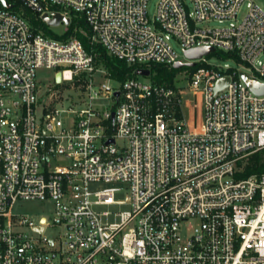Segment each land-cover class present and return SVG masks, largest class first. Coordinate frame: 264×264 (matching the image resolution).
<instances>
[{
    "label": "built area",
    "instance_id": "obj_1",
    "mask_svg": "<svg viewBox=\"0 0 264 264\" xmlns=\"http://www.w3.org/2000/svg\"><path fill=\"white\" fill-rule=\"evenodd\" d=\"M8 1L12 8L0 1V264H264V173L240 177L264 148V94L249 88L243 72L208 62L218 50L229 53L218 57L264 82V6L190 0L188 11L184 0H160L150 19L148 0H14L17 10ZM25 7L70 23L79 13L91 49L74 35L44 34ZM171 39L184 53L214 51L182 59ZM96 45L139 68L114 77ZM177 62L193 64L168 83L136 76ZM42 67L78 86L67 106L59 93L49 102L40 96ZM223 77L229 82L216 91ZM187 87L203 93L201 128H189ZM101 181L130 185L131 209L115 213L117 222L94 209L124 203L117 187L92 192ZM19 200L51 201V218L15 214ZM50 226L58 239L35 234Z\"/></svg>",
    "mask_w": 264,
    "mask_h": 264
},
{
    "label": "rangeland",
    "instance_id": "obj_2",
    "mask_svg": "<svg viewBox=\"0 0 264 264\" xmlns=\"http://www.w3.org/2000/svg\"><path fill=\"white\" fill-rule=\"evenodd\" d=\"M159 1L160 0H148L147 11L150 19L155 18L157 14V7ZM254 1L264 6V0H254ZM184 4L188 11H193L194 8L190 0H184ZM14 9L17 10V6H15ZM246 10H247V3H244L239 18L242 17V15L246 12ZM73 16L79 17L80 14L77 13L76 15ZM227 23L228 22L219 23L218 21H212L209 24L213 26H217V25H225ZM46 26L52 33L60 36L64 35L68 28V25L65 22H61L59 25H55V26H50L48 24ZM171 45L173 46L174 50L179 54V56L182 59H185L184 58L185 53L180 42L176 39H171ZM217 52L219 53L220 51L218 50ZM215 54L208 57L209 63L223 67L226 64H228V66L237 69L239 72L250 74V71L244 64L236 61L235 59L220 58ZM260 59H264V53L260 56ZM55 69L56 68L53 69V68L42 67L37 70L36 80H37V84L41 89L39 94L42 98H46L47 102H49L52 93H56V94L59 93L65 105L67 106L69 104L68 103L69 100L75 98V95L78 93L79 89L78 86L73 87L71 82L57 83L56 79H54ZM183 69L185 70L189 68L184 67L182 68V70ZM156 72L157 71L154 70L152 73L148 75L136 74V76L142 80L154 81ZM96 76H97L96 77L97 82L105 81L104 78L98 77L99 76L98 73L96 74ZM111 83L116 84L115 82H111ZM184 107H185L189 128H198V127L201 128L203 125V93L201 91H196L193 88L187 87V93L184 96ZM118 145L120 146L125 145V141L119 140ZM59 160H62V158H60ZM107 187L119 188V190L115 193V199L124 201V203H117L110 205L107 204L95 205L94 209L100 212H110L108 216L103 217V220L105 222H117L120 219V217L115 215V213L124 212L131 209V205L128 201L129 200L128 197L131 193L130 185L129 183L123 181H115V182L101 181V182H92L90 184V189L92 192H96ZM52 209H53L52 202L47 200L46 201L19 200L13 207V211L15 214L29 216L31 218H34L35 220H38V218L41 216H47L51 218L53 213ZM35 234L39 235L40 237L47 236V237H55L56 239H58L59 228L56 226H50L47 227L43 233L41 234L35 233Z\"/></svg>",
    "mask_w": 264,
    "mask_h": 264
},
{
    "label": "trees",
    "instance_id": "obj_3",
    "mask_svg": "<svg viewBox=\"0 0 264 264\" xmlns=\"http://www.w3.org/2000/svg\"><path fill=\"white\" fill-rule=\"evenodd\" d=\"M11 2H14L10 0ZM15 6H17V9H19L20 4L18 2H14ZM24 15L28 18V20L33 24V26L39 30H42L44 34L65 39L72 35L79 38L85 45V47L90 50L91 45L89 44V40L87 37L86 32L88 31V25L85 22V19L82 16L72 17V21L70 25L68 26V29L66 30V33L62 36L52 33L48 27L45 21H43L38 13L33 12L29 8H24ZM95 50L98 53V60L100 62H103L105 66L110 70L112 75L120 80H125L127 77L132 76L135 74V70L139 68V66L136 65H129L126 61L117 59L114 57H111L107 54V51L105 48L101 45H96ZM216 53V54H215ZM213 54L217 56H229V53L224 52H215ZM149 74L152 73L154 70H156L155 75V82L159 83H168L172 80L173 76L177 72V68L174 67H168L162 64H151L148 66ZM264 173V148L256 151L250 157L248 158L244 171L240 174V177H248L252 174H261Z\"/></svg>",
    "mask_w": 264,
    "mask_h": 264
},
{
    "label": "water",
    "instance_id": "obj_4",
    "mask_svg": "<svg viewBox=\"0 0 264 264\" xmlns=\"http://www.w3.org/2000/svg\"><path fill=\"white\" fill-rule=\"evenodd\" d=\"M0 1H1L2 5H4L7 8H12L14 6L8 0H0ZM42 19L50 26L59 25L62 21H64L66 24L70 23V18L65 17L64 15H62L59 12L54 13L52 17H50L48 14H44L42 16ZM213 51H214L213 47L204 46V47H197V48L188 49L185 51V54H186L187 58L194 60L197 58H201L203 56H208ZM186 64L192 65L193 63L192 62L191 63L177 62L174 64V67L181 68ZM138 73H140L142 75H148L149 70H147V69L139 70ZM242 76L252 91H254L257 94H264V82H261L255 78L249 77L246 73H243ZM61 80H62L61 72H58L56 75V82L60 83ZM228 82H229L228 77H223V78L219 79L217 82V85H216V91H219L222 88H224L228 84ZM109 141H113V139H111Z\"/></svg>",
    "mask_w": 264,
    "mask_h": 264
}]
</instances>
